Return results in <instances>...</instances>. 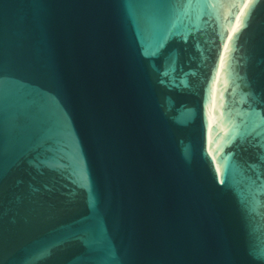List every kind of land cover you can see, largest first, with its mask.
I'll return each mask as SVG.
<instances>
[{
    "label": "water",
    "instance_id": "obj_1",
    "mask_svg": "<svg viewBox=\"0 0 264 264\" xmlns=\"http://www.w3.org/2000/svg\"><path fill=\"white\" fill-rule=\"evenodd\" d=\"M0 264H264V0H0Z\"/></svg>",
    "mask_w": 264,
    "mask_h": 264
}]
</instances>
